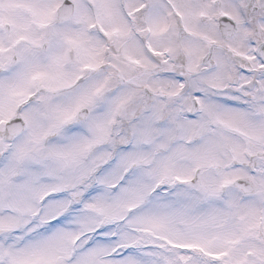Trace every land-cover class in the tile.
<instances>
[{"label": "snow or ice", "instance_id": "snow-or-ice-1", "mask_svg": "<svg viewBox=\"0 0 264 264\" xmlns=\"http://www.w3.org/2000/svg\"><path fill=\"white\" fill-rule=\"evenodd\" d=\"M0 264H264V0H0Z\"/></svg>", "mask_w": 264, "mask_h": 264}]
</instances>
